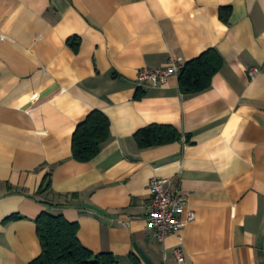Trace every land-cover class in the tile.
<instances>
[{"label": "crops", "instance_id": "1", "mask_svg": "<svg viewBox=\"0 0 264 264\" xmlns=\"http://www.w3.org/2000/svg\"><path fill=\"white\" fill-rule=\"evenodd\" d=\"M212 48L225 64L209 90L140 86V70ZM95 110L111 139L81 163L74 134ZM150 125L183 138L142 149ZM155 177L196 213L164 242L148 224ZM45 211L125 264H264V0H0V264L41 255Z\"/></svg>", "mask_w": 264, "mask_h": 264}, {"label": "trees", "instance_id": "2", "mask_svg": "<svg viewBox=\"0 0 264 264\" xmlns=\"http://www.w3.org/2000/svg\"><path fill=\"white\" fill-rule=\"evenodd\" d=\"M77 50L79 44L71 43ZM225 61L218 50L212 48L199 57L186 62L179 76L180 91L191 97L211 88L213 77L224 67ZM183 135L173 126L150 125L140 130L135 139L142 149L168 145L182 140ZM111 139V122L101 111H92L78 125L73 138V158L81 163L93 161ZM43 204H51L42 201ZM13 217L12 219H17ZM42 253L30 264H125L113 254H94L79 240V224L69 222L64 215L45 211L36 220ZM130 264H142L131 255Z\"/></svg>", "mask_w": 264, "mask_h": 264}, {"label": "built area", "instance_id": "3", "mask_svg": "<svg viewBox=\"0 0 264 264\" xmlns=\"http://www.w3.org/2000/svg\"><path fill=\"white\" fill-rule=\"evenodd\" d=\"M185 63L182 59H173L166 67L151 70L144 68L138 74L140 86L146 84L152 87H166L172 76L179 75ZM258 72L252 70L250 76L255 78ZM174 182L168 178L155 177L151 180L149 189L152 198V210L148 217V224L155 230L160 242L175 234L187 224L195 222L196 213L189 209V197L179 189H172ZM183 214H186L182 219ZM175 255L179 262L184 261L181 247L176 249Z\"/></svg>", "mask_w": 264, "mask_h": 264}]
</instances>
